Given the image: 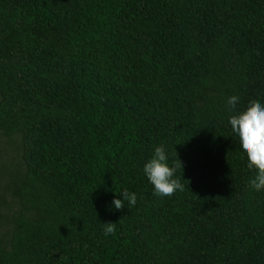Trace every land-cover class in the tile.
I'll use <instances>...</instances> for the list:
<instances>
[{"label":"trees","instance_id":"16d2710c","mask_svg":"<svg viewBox=\"0 0 264 264\" xmlns=\"http://www.w3.org/2000/svg\"><path fill=\"white\" fill-rule=\"evenodd\" d=\"M253 100L264 0H0V264H264L228 123ZM160 146L170 197L143 172Z\"/></svg>","mask_w":264,"mask_h":264},{"label":"clouds","instance_id":"9594fccd","mask_svg":"<svg viewBox=\"0 0 264 264\" xmlns=\"http://www.w3.org/2000/svg\"><path fill=\"white\" fill-rule=\"evenodd\" d=\"M238 100V96H230L227 101L229 108L234 109ZM228 123L239 138L240 147L247 158V167L255 170V176L250 179L249 186L257 192L264 190V104L257 100L250 101L246 110L231 116ZM167 159L164 147H156L154 155L143 168L148 182L153 186L154 195L158 197H170L177 190H184L181 178H174L176 168H182L181 162L178 160L175 167H169ZM120 196L122 199L112 201L117 210L124 208L123 201H127L130 206L137 202L136 195L126 189ZM103 225L106 236L115 233L116 223Z\"/></svg>","mask_w":264,"mask_h":264}]
</instances>
